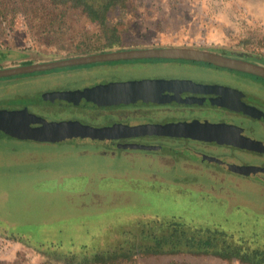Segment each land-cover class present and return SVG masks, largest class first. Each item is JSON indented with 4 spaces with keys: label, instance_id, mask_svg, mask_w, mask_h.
Listing matches in <instances>:
<instances>
[{
    "label": "rangeland",
    "instance_id": "374dc122",
    "mask_svg": "<svg viewBox=\"0 0 264 264\" xmlns=\"http://www.w3.org/2000/svg\"><path fill=\"white\" fill-rule=\"evenodd\" d=\"M133 1L136 17L108 21L123 27L114 47L108 45L109 36L97 31L100 21H66L67 26L42 33V21H35L38 23L33 27V21H25L21 13L13 21L0 18V65L18 63L26 56L43 60L76 56L87 53L89 46L100 47L97 51L190 46L264 58V0ZM143 59L95 63L92 69L94 74L109 70L122 75L185 73L234 81L264 95V80L252 73L200 60ZM44 73L0 77V97L8 95L27 104L41 100L42 90L59 84L55 79L42 81L44 76H52ZM6 103L0 99V105ZM43 111L48 120L75 117L65 109ZM105 119L101 116L96 121L103 123ZM254 129L264 139V126L254 123ZM231 145L199 144V150L218 164L188 159L189 183H142L140 178L154 173L140 171L130 162L129 156H139L140 152L126 154L128 151L118 149L115 154L88 141L22 139L0 131V220L34 234H7L0 227V264H65L55 259L60 251L55 239L94 238L97 246L121 239L126 244L142 227L172 218L194 226L218 227L236 240L264 245V174L250 169L264 163V155ZM123 264L249 263L179 252L139 254Z\"/></svg>",
    "mask_w": 264,
    "mask_h": 264
},
{
    "label": "flooded vegetation",
    "instance_id": "af4514ba",
    "mask_svg": "<svg viewBox=\"0 0 264 264\" xmlns=\"http://www.w3.org/2000/svg\"><path fill=\"white\" fill-rule=\"evenodd\" d=\"M115 50V49H110ZM109 51H91L87 53H82L79 55H85L90 53ZM76 55V56H79ZM19 60L18 63H13L12 65H0V67H8L13 65L32 63V62H44L52 61L67 57H60L55 59H35L33 57H28ZM73 57V56H68ZM174 59V58H173ZM30 62H26L29 61ZM127 59L119 60H105L96 61L89 63H80L72 65L57 66L54 68H49L45 70H38L41 72L52 73V76H44L42 81L55 79L59 84L48 87L41 91V100L32 101L30 104L21 103L19 100L14 101L15 97L3 96L0 99L7 100L8 103L5 105H0V108L6 109H27L42 117L43 110L53 109H65L72 111L75 114L74 119H79L84 123H89L92 125H112L115 123H120L123 125H137L144 123H166V122H177V121H192L194 119H199L201 121H211V122H227L230 126L233 125V131L231 132L233 137L240 136V140L247 142L248 140L262 141L264 139L258 137L254 131V123H260V127L264 126L263 118H255L250 114H247L241 110H234L227 106H222L216 103H200L192 102L187 103L184 101H131L123 100L119 103L112 104H102L100 102L83 104V103H70L65 102V97L62 96L61 92L74 91L79 89H85L88 87H93L102 83L114 82V81H128L133 79H144V78H164V79H192L197 82L202 83H216L231 86L241 90L243 94L240 98L247 103L256 105L264 111V95L259 92L246 89L239 86L234 81L227 80H207L199 77H195L185 73L177 74H162V73H141L135 75H122L121 73L109 70L108 72H103L99 74H94L92 65L95 63H109L114 64L123 62ZM144 60L141 59H129L128 61ZM189 60V59H186ZM117 68H120L117 65ZM29 72V73H35ZM56 72V74L54 73ZM264 80V79H263ZM134 91H139L137 88ZM154 92V91H153ZM165 94L181 95V96H219L217 92H198L191 91L188 89L180 90H167L162 89ZM23 97V96H22ZM25 99V98H24ZM42 109V110H41ZM41 110V111H39ZM44 112V111H43ZM87 116V117H85ZM101 116H105V122L98 123L96 119H101ZM45 118V117H44ZM100 122V121H99ZM5 134V131L0 129ZM10 135V134H8ZM239 138V137H238ZM113 144L108 143H96L99 147L107 148L113 150L115 154L121 149L122 151L140 152L139 156H129L130 162H135L138 165V169L143 172L153 171L154 176H146V178H140L143 180L142 183H156L160 181L162 184H186L189 183V178L187 176V171L190 170L188 167L189 160L194 159L197 162H211L217 165V161L213 157H209L206 151L199 150L198 145L202 142H213L216 144H226L231 145V143H223L217 140H204L199 138H193L189 136H176L168 134H144L138 136H128L120 137L114 140ZM125 143H138L142 146L138 147H125ZM123 144V145H122ZM231 146L240 147L247 150L256 152V154H263L264 150L252 149L244 144H233ZM244 146V147H243ZM119 149V150H118ZM137 160V162H136ZM264 163H257V169L260 173L264 174Z\"/></svg>",
    "mask_w": 264,
    "mask_h": 264
},
{
    "label": "water",
    "instance_id": "95a60500",
    "mask_svg": "<svg viewBox=\"0 0 264 264\" xmlns=\"http://www.w3.org/2000/svg\"><path fill=\"white\" fill-rule=\"evenodd\" d=\"M229 55L209 49L190 46H154L142 48H125L67 57L52 61L32 62L8 67H0V77L45 70L63 65L89 63L105 60L134 58H174L209 62L221 67L236 69L264 77V64L245 58L243 53ZM137 88L139 91H134ZM188 89L198 92H217L219 96H181L163 93L162 89ZM154 91V92H153ZM65 97V102L91 104L119 103L131 101H184L187 103H216L241 110L255 118L264 119V111L256 105L240 98L243 94L237 88L216 84L202 83L192 79L144 78L128 81L102 83L93 87L74 91L59 92ZM233 125L227 122H211L194 119L192 121H177L166 123H144L137 125H92L79 119L48 120L40 115L24 109L0 108V129L22 139H32L52 142L88 141L92 143L113 144L116 138L138 136L144 134H168L189 136L204 140H217L223 143L244 144L250 148L264 150L262 141L240 140L233 137ZM239 137V138H238ZM123 145V144H122ZM125 147L142 146L138 143H125ZM244 147V146H243ZM255 171L256 166L250 168Z\"/></svg>",
    "mask_w": 264,
    "mask_h": 264
},
{
    "label": "trees",
    "instance_id": "16d2710c",
    "mask_svg": "<svg viewBox=\"0 0 264 264\" xmlns=\"http://www.w3.org/2000/svg\"><path fill=\"white\" fill-rule=\"evenodd\" d=\"M136 7L133 0H0V18L13 21L21 13L25 21H33V27L37 26L38 22L35 21H42V33L65 27L68 25L66 21H100L97 31L109 36L108 45L114 47L123 27L120 29L118 23L108 21H128L136 17ZM98 48L89 46L86 52L97 51ZM218 51L236 55L229 50ZM246 58L264 64V58ZM0 227L7 234L34 235L29 230L18 229L3 220H0ZM93 233L95 237V231ZM93 239H72L71 242L55 239L56 249H60L55 259L65 264H123V261L132 260L139 254L191 252L211 254L228 261L236 259L249 264H264V245H253L245 239L236 240L232 234L218 227L194 226L178 218L142 227L139 234H133L126 244L120 239L115 244L97 246Z\"/></svg>",
    "mask_w": 264,
    "mask_h": 264
}]
</instances>
